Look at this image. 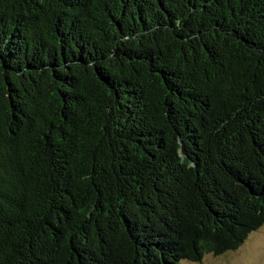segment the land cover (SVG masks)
I'll use <instances>...</instances> for the list:
<instances>
[{"label":"trees","instance_id":"16d2710c","mask_svg":"<svg viewBox=\"0 0 264 264\" xmlns=\"http://www.w3.org/2000/svg\"><path fill=\"white\" fill-rule=\"evenodd\" d=\"M264 224V0H0V264H180Z\"/></svg>","mask_w":264,"mask_h":264},{"label":"rangeland","instance_id":"374dc122","mask_svg":"<svg viewBox=\"0 0 264 264\" xmlns=\"http://www.w3.org/2000/svg\"><path fill=\"white\" fill-rule=\"evenodd\" d=\"M180 264H264V224L234 251L220 256L205 255L199 263L182 261Z\"/></svg>","mask_w":264,"mask_h":264}]
</instances>
